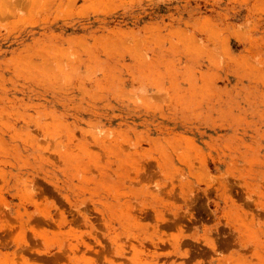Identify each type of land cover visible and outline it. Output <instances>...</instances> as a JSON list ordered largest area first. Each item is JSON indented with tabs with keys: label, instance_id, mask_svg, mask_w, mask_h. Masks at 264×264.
<instances>
[{
	"label": "rangeland",
	"instance_id": "374dc122",
	"mask_svg": "<svg viewBox=\"0 0 264 264\" xmlns=\"http://www.w3.org/2000/svg\"><path fill=\"white\" fill-rule=\"evenodd\" d=\"M0 264H264V0H0Z\"/></svg>",
	"mask_w": 264,
	"mask_h": 264
}]
</instances>
